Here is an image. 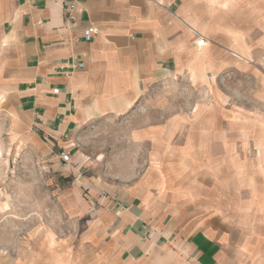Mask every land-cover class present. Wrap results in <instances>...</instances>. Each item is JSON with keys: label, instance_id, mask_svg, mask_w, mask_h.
Returning a JSON list of instances; mask_svg holds the SVG:
<instances>
[{"label": "rangeland", "instance_id": "374dc122", "mask_svg": "<svg viewBox=\"0 0 264 264\" xmlns=\"http://www.w3.org/2000/svg\"><path fill=\"white\" fill-rule=\"evenodd\" d=\"M196 2L190 42L194 54L209 48L205 80L191 72L162 77L126 115L74 132L65 147L25 135L0 108V264L72 260L68 248L99 254L102 200L152 166V135L162 173L189 168L178 152L192 146L221 174L239 264H264V0H216L213 9L209 0Z\"/></svg>", "mask_w": 264, "mask_h": 264}, {"label": "crops", "instance_id": "0c3cea01", "mask_svg": "<svg viewBox=\"0 0 264 264\" xmlns=\"http://www.w3.org/2000/svg\"><path fill=\"white\" fill-rule=\"evenodd\" d=\"M215 1L209 0L210 9ZM196 3L77 0L71 23L66 0H0V108L6 106L25 135L31 130L65 147L74 132L126 115L162 77L191 72L205 80L209 48L194 54L190 42ZM92 26L97 33L89 40ZM152 137V166L137 179L123 178L125 184L102 200L106 229L99 254L96 247L68 248L64 255L72 260L14 264H239L240 246L224 222L221 174L202 165L192 146L178 152L189 168L162 173Z\"/></svg>", "mask_w": 264, "mask_h": 264}, {"label": "built area", "instance_id": "2783aa9c", "mask_svg": "<svg viewBox=\"0 0 264 264\" xmlns=\"http://www.w3.org/2000/svg\"><path fill=\"white\" fill-rule=\"evenodd\" d=\"M67 3L69 4L68 7H67V11H68V21L71 22V23H74L77 21V17L74 15V11H75V4L77 2V0H66ZM97 33V29L96 27H90L88 28V30L86 31V36L89 40L92 39V36L94 34ZM206 44V40L204 37H200V40H199V46L200 47H204ZM65 157H67L66 154H64Z\"/></svg>", "mask_w": 264, "mask_h": 264}, {"label": "bare ground", "instance_id": "6f19581e", "mask_svg": "<svg viewBox=\"0 0 264 264\" xmlns=\"http://www.w3.org/2000/svg\"><path fill=\"white\" fill-rule=\"evenodd\" d=\"M0 154H1V152H0ZM1 156V155H0Z\"/></svg>", "mask_w": 264, "mask_h": 264}]
</instances>
